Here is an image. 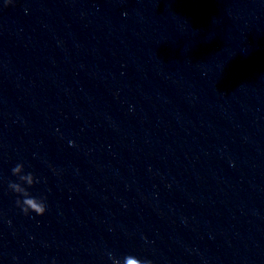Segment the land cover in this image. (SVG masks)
Listing matches in <instances>:
<instances>
[{"label": "clouds", "instance_id": "9594fccd", "mask_svg": "<svg viewBox=\"0 0 264 264\" xmlns=\"http://www.w3.org/2000/svg\"><path fill=\"white\" fill-rule=\"evenodd\" d=\"M10 3H12V0H5V5ZM69 143L70 145L72 144L71 141ZM12 175L16 176L19 181H10L8 184L9 189L18 194L16 206L19 207L22 213L26 216L30 213H35L37 216H43L47 211V205L45 203L46 197H34L28 191V188L39 182L38 179L35 178L31 172L24 174V165L22 163H18L12 168ZM24 185H27V187ZM108 255L109 259L113 261V264H121V261L116 259L111 253ZM123 264H151V262L138 259L133 255H127L123 259Z\"/></svg>", "mask_w": 264, "mask_h": 264}]
</instances>
